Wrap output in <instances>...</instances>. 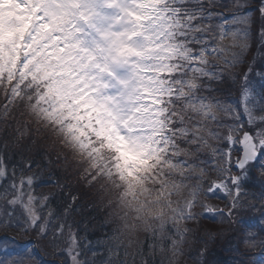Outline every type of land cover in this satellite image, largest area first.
Returning a JSON list of instances; mask_svg holds the SVG:
<instances>
[{
    "label": "snow or ice",
    "instance_id": "1",
    "mask_svg": "<svg viewBox=\"0 0 264 264\" xmlns=\"http://www.w3.org/2000/svg\"><path fill=\"white\" fill-rule=\"evenodd\" d=\"M70 32L81 103L105 139L123 137L144 159L191 149L198 158L171 164L214 174L166 240L151 236L133 264H264V0H79ZM121 68L129 76L110 95ZM57 168L46 151L16 152L7 135L0 140V264H127L107 225L89 238L84 204L64 194L68 177ZM187 224L196 227H180Z\"/></svg>",
    "mask_w": 264,
    "mask_h": 264
},
{
    "label": "trees",
    "instance_id": "2",
    "mask_svg": "<svg viewBox=\"0 0 264 264\" xmlns=\"http://www.w3.org/2000/svg\"><path fill=\"white\" fill-rule=\"evenodd\" d=\"M78 3L0 0V140L7 135L9 148L16 152L29 147L32 154L46 151L57 163V170L68 177L64 184L69 190L64 194H76V203L84 204L82 211L92 225L89 238L103 236L100 227L107 225L113 242L128 251L127 264H133L131 257L151 236L166 240L175 215L214 174L171 164L181 154L189 160L198 158L191 149H177L173 156L162 150L160 159H144L143 153L130 151L123 140L104 138V126L97 127L98 122L81 103L80 81L75 80L72 57L66 54L74 43L70 24ZM61 37L68 40L64 47L59 46ZM129 165L132 170H128ZM41 191L59 190L46 186ZM205 199L201 191L200 202ZM206 202L223 207L220 199ZM199 211L197 207L195 212ZM76 220L79 222L81 216ZM202 224L214 232L221 228L208 219ZM189 246L191 240L185 251ZM163 255L158 254V259ZM180 264L192 262L181 259Z\"/></svg>",
    "mask_w": 264,
    "mask_h": 264
},
{
    "label": "rangeland",
    "instance_id": "3",
    "mask_svg": "<svg viewBox=\"0 0 264 264\" xmlns=\"http://www.w3.org/2000/svg\"><path fill=\"white\" fill-rule=\"evenodd\" d=\"M110 14L112 13V10H107ZM115 79L109 78L110 83L113 85L112 87H110L109 89V94L110 95H118L121 91V85H120V81L122 80H126L129 76V72L127 69L121 68V69H117L114 73ZM121 140H123V137L120 138Z\"/></svg>",
    "mask_w": 264,
    "mask_h": 264
}]
</instances>
